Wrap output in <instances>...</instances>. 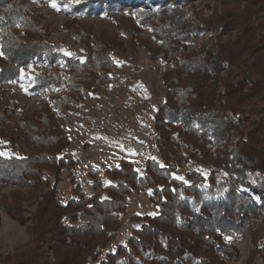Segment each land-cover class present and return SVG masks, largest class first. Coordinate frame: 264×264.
<instances>
[{
  "label": "trees",
  "instance_id": "16d2710c",
  "mask_svg": "<svg viewBox=\"0 0 264 264\" xmlns=\"http://www.w3.org/2000/svg\"><path fill=\"white\" fill-rule=\"evenodd\" d=\"M9 1L0 0V87L12 84L34 59L62 62L60 73L34 79L30 93L48 87L56 94L38 109L23 112L19 102L4 101L11 89L0 88V139L12 151L0 156V217L30 223L32 235L9 264L235 260L238 249L224 236L264 217V0H207L200 9L192 7L194 0H80L65 11L136 12L135 26L149 30L152 41L133 37L137 31L123 22L117 33L168 66L153 117L158 156L147 158L141 173L130 159H120L106 168L105 185L90 169V194L72 177L73 196L65 201L57 198L56 177L73 172L75 158L57 116L67 119L97 87L110 86L116 67L111 53L123 50L124 42L101 33L95 38L90 28L69 22L64 29L83 41L85 53L83 59L65 57L32 7ZM190 160L206 165L207 175L192 170L188 182L174 178L172 172ZM132 192L146 193L157 212L131 215L139 225L124 244L100 257L122 226ZM257 240L246 264H254V255L264 264V235Z\"/></svg>",
  "mask_w": 264,
  "mask_h": 264
},
{
  "label": "rangeland",
  "instance_id": "374dc122",
  "mask_svg": "<svg viewBox=\"0 0 264 264\" xmlns=\"http://www.w3.org/2000/svg\"><path fill=\"white\" fill-rule=\"evenodd\" d=\"M16 1H23L22 4L27 2L32 7V11L37 14L36 21L49 33L50 43L65 57L83 59L85 53L83 44H81L83 41H76L71 31L64 29L63 26L69 22L76 26L78 24L90 28L95 38L101 33L104 36L115 37L120 43L124 42L123 50H114L111 53L116 67L112 72L110 86L108 88L97 87L92 97L75 108L73 114L67 119L57 116L58 122L66 125L69 139L67 150L75 158L74 171L68 173L67 170H62L56 177L57 198L65 201L73 196L72 177L84 192L92 193V179L88 173L90 169H97L102 183L107 184L110 179L106 176V168L118 165L122 158L133 161L136 169L141 173L145 160L158 156L153 117L164 97L161 78L168 66L164 61L151 60L143 45H134L132 40L128 42L126 37L117 33V27L123 22L124 25H130L137 31L133 37L138 40L152 41L153 36L149 30L135 26L138 19L137 13L131 12L129 16L126 12H103L95 16L80 13L73 16L65 11L80 0ZM53 2L56 4L55 8L51 6ZM206 2L207 0H194L192 7L200 9ZM19 32L21 33L20 29ZM214 32V28L207 29L202 37H207L208 34ZM90 40H93L92 36ZM61 66V60L49 65L44 59H34L19 71L18 77L12 84H2L1 90L11 89L4 101L9 99L19 102L24 107L23 112L40 108L47 97L56 96L55 92L44 87L32 94L29 89L39 74L46 73L48 77L54 73H60ZM233 140L234 136H231L229 144H232ZM0 141H3L0 143V152L10 155L12 151L9 146L3 139ZM192 170L206 176L209 168L202 163L190 160L187 166L175 169L172 176L188 182L187 173ZM105 194L102 192L101 197ZM34 208L35 206L28 208L25 217L29 218ZM156 212V205L149 200L146 193L132 192L122 226L117 235L101 249L100 257L124 244L132 229L139 225L131 219V215L155 214ZM30 225V223L20 224L5 214L1 215L0 264H9V258L32 243ZM263 235L264 217L253 222L240 234H226L224 239L233 243L238 249V257L235 260H228L226 264H246L249 257L253 255L254 240L258 239L259 242ZM253 261L254 264H259L260 260L254 255Z\"/></svg>",
  "mask_w": 264,
  "mask_h": 264
},
{
  "label": "snow or ice",
  "instance_id": "6c2138e0",
  "mask_svg": "<svg viewBox=\"0 0 264 264\" xmlns=\"http://www.w3.org/2000/svg\"><path fill=\"white\" fill-rule=\"evenodd\" d=\"M51 6L55 8L56 7V4L53 2ZM0 143H3V141H0ZM3 155H5V153L0 152V156H3Z\"/></svg>",
  "mask_w": 264,
  "mask_h": 264
}]
</instances>
